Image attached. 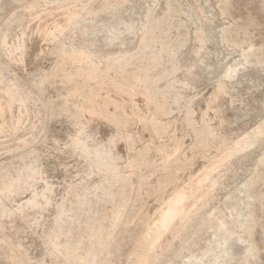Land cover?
<instances>
[{"label":"rangeland","instance_id":"obj_1","mask_svg":"<svg viewBox=\"0 0 264 264\" xmlns=\"http://www.w3.org/2000/svg\"><path fill=\"white\" fill-rule=\"evenodd\" d=\"M109 1L111 3L106 4ZM221 2L125 0L119 4L114 0H0V96L6 86L11 85L16 93L10 107L0 115V192L3 182L22 178L13 183L12 191L17 190L16 193L2 196L3 206L9 212L0 218V264H22L19 259L8 256L11 251L20 256L24 264H70L63 246L65 241L71 240L72 247L78 249V253L82 252L80 248L86 241L77 239L85 231L83 219L86 215H90L89 222L99 221L101 226L108 227L106 220L100 222L97 213L96 206L100 201L91 200L100 194L97 187L103 180V173L97 170L93 160L99 155L102 162L107 163L106 157L102 158L106 148L115 153L117 162L123 165L117 163L118 167L123 168L128 153L139 149L143 143V146L150 145L148 152L152 154L148 153L149 158L159 162L161 155L153 149L160 142L170 148L172 138H176L182 154L192 160L190 166L178 172L177 181L188 187L189 177L215 155L216 149L212 145L201 150L194 145V135L183 122L187 108L191 110L196 127L207 124L213 128L215 140L243 139L257 125L264 123V0H228L225 13L220 12ZM102 5L105 7L95 15L93 12ZM69 9H78L80 16L68 21L66 13ZM155 20L158 21L156 25L152 24ZM56 27L60 32L50 34ZM222 29L227 30L229 41L223 40ZM147 32H152L155 39H151L147 50L140 51L143 47L138 42ZM197 32H201L200 47ZM59 40L73 48L82 45L98 67H105L107 60L118 56L120 63L126 65L129 60L128 69L137 71L141 65L138 56H156L157 63L149 66V73L158 79L157 88L153 90L154 101L167 109L159 115L161 122L167 123L166 131L154 138L143 123L132 120L125 127L131 139L136 135L134 140L130 139L131 144L130 141L125 144L119 137L116 138L119 142L107 143L105 140L115 135L114 126L87 112L79 115L81 124L73 116L74 109L89 106L93 110L96 101L104 95L120 98L126 107L128 94L110 82L114 77L110 71L103 82L90 81L92 86L98 84L99 91L92 104H88L83 95H68L69 84L62 78L64 72L72 70L73 63L55 53ZM245 51L246 56L242 54ZM57 62H63V65L41 84L40 77L52 71ZM171 63L175 64L172 70ZM80 64L85 66L89 62L85 59ZM229 66L235 72L225 76ZM219 84L223 90L210 101ZM136 86L141 88V85ZM22 97H26L25 102H21ZM133 99L141 113H150L140 92L135 93ZM128 107L126 113H129ZM136 138L141 142L138 143ZM98 142L107 146L96 151ZM248 142L245 150L218 170L221 171L217 172L218 183L211 188V198L202 209L209 218L200 224L206 222V225L200 229L191 226L187 230L184 242H188L183 244L181 251L177 240L166 232L162 246L169 243L173 249L162 247L157 250L155 264H196L197 257H204V264H218L228 252L233 254L230 264H242L245 247H249L248 264H264V178L250 182L258 159H264V132ZM29 169L35 171V176L24 180L32 175ZM142 174L147 176L152 190H141V199L131 206L118 234L111 236L110 241L115 240L116 247L113 264H131L128 255L134 249L146 218L154 217L155 207L163 205L161 196L171 193L174 185L168 184L166 189L169 191L164 189L159 196L153 186L157 171L145 169ZM130 180L131 185L127 184L124 190L130 186L135 189V173H131ZM245 183L247 190L240 191ZM75 191L84 203L71 208ZM34 193L38 205H25ZM110 198L102 200L106 210L118 200V196L114 202ZM216 211L218 217L214 216ZM248 213L255 222L250 230L240 224ZM223 222L231 228L232 238L227 237L221 245L216 242L210 253L214 232ZM59 228L61 234L58 235ZM58 242L59 247H56ZM107 257V251L102 250L95 261H105Z\"/></svg>","mask_w":264,"mask_h":264},{"label":"bare ground","instance_id":"obj_2","mask_svg":"<svg viewBox=\"0 0 264 264\" xmlns=\"http://www.w3.org/2000/svg\"><path fill=\"white\" fill-rule=\"evenodd\" d=\"M67 1L79 2L80 0H67ZM123 2H125V0H114V3L120 4ZM227 2L228 0H222L220 4L222 5L220 7L221 13H225L227 9ZM109 3H111V1H109L106 4ZM104 7L105 5H102L101 8L94 11L93 13L95 15L99 14L100 10H102ZM79 16L80 14L78 9H69L66 13V17L68 21L77 18ZM15 17L16 16L12 17L11 19ZM152 24L156 25L158 24V21L155 20L152 22ZM56 31L60 32L59 27H56L54 33L50 32V34L55 35ZM222 34H223L222 37L223 40L226 41L230 40L227 35L226 29H222ZM200 35L201 32H197V41L199 43V47L202 44V38L200 37ZM151 39L152 40L155 39V37L152 36V32L143 33L140 41L138 42L139 43L138 45L143 47L140 51H144V49L147 50L149 48ZM162 47L163 45H161V48ZM55 49H56L55 51L56 54L58 53L61 57L67 58L73 63L72 70H68L67 72H64L62 78L63 82L69 84L68 95H83L85 97V101L88 104H92L93 102H95V98L99 95V91L97 89L98 84L94 83V85L92 86L90 81L94 80L96 82L99 81L103 82L104 79L109 75L110 71L114 73V77L110 78V82L118 90L128 94L127 104L129 107L127 106V104L126 107L130 109L129 113L125 112V108H126L125 103L122 100H120V98L116 99L113 98V96L110 97L104 95L98 101H96L95 109L93 110H90L89 106L73 110V116L76 119H78L81 124L82 122L79 119V115L81 114V112H87L90 113V116L93 117L95 116L97 119L102 120V122H104L105 124L112 125V127L114 126L113 128H115L116 132L114 133V131H112V133H114L115 135L111 137L109 136L110 138H108V140H105L107 143L119 142L116 140V138L119 137V139L122 138L125 140L126 142L125 144H127V142L129 141L131 144V140L132 139L134 140L136 135H134L135 137L131 139V136L129 135L130 133L125 131V127L132 120H136L143 123L144 127L151 132L154 138L166 131L167 127L165 124L167 123L161 122L162 119H160L159 115L165 113L167 109L165 108L164 105L155 103L154 101L155 95L153 90L155 91V88H157L156 82L158 79L156 78L154 79L153 76H151L149 73V66L157 63L158 59L156 58V56H143V55H141L140 57L138 56L137 60L141 63L139 67L140 69H138L137 71H133V70H129L127 67L130 64L129 60L126 61V65H124L123 63H120V59L118 56H115L114 58L107 60L105 67H98L94 63V61L91 60L92 56L87 52V50L83 49L82 45L73 48L67 45L66 43H64L63 40H59ZM242 54L246 56L247 51L243 52ZM153 57L156 58V61H152ZM85 59L88 60L89 64L85 66L81 65L80 62ZM62 65L63 62H57L55 68L52 71L45 73L40 77V83L42 84L47 80H49L51 76L56 74L57 69ZM170 67L172 70L175 67V64L171 63ZM234 72L235 69L232 66H229L225 71V76H231ZM118 77H120V79ZM136 85H141V88L138 89L139 87H137ZM222 90H223V86L221 84L217 85L213 95L210 96V101L211 99L212 100L216 99V96ZM137 92H140L142 96V100H144V102L146 103V107H150L151 109L148 115H145L142 110L141 111L143 113H141L135 106V99H133V95ZM14 95H16V93L13 89V86L12 85L9 87L6 86L4 92L0 96V115L5 109H8L12 104V102L15 100ZM176 97L177 96L175 95L173 96L175 100L177 99ZM139 99L140 98H138V100ZM20 100L21 102H25L26 97H22ZM183 122L192 131L193 133L192 135H194V139H195L194 141L195 146H199L201 150L202 149L204 150L207 147L213 145L215 146L216 149L215 155L209 157L204 162L200 170H198L195 174L192 172L193 176H190L188 179L189 181L188 187H185L182 183L178 182L177 180L179 178L178 172L181 169H185L188 166H190L191 157L188 158L182 154L180 142L176 138H172V145H170L171 146L170 148H168L169 146L166 147L163 142L162 143L164 145L160 144L161 142L160 143L157 142L158 145H156L157 143L155 142L156 149L153 150H156L161 155V156L159 155L160 156V161L158 160L159 162L154 161L155 159H152V157L151 159L149 158L150 155L148 156V153H151V151L148 152L150 145L147 146L148 145L147 144L146 146H143L144 145L143 140H142L143 147L139 145V147L141 146L140 148L138 147L139 149L135 147L137 150L134 151L132 150L131 152L128 153V157H127L128 160L126 161V164L123 168L118 167V165L121 164V162H117L116 157L114 155L115 153L110 151L109 148H106L107 151H103V156H102V158L106 157L104 159L108 161L107 163L102 162L101 156L99 155L94 158L93 162L95 163L97 170L103 173L102 174L103 180L100 181L97 187L100 190V194L96 195V197L91 200L100 201V204L96 206L98 211L97 213H99L100 216L99 217L100 222L106 220L109 225L108 227H105L104 225L101 226L99 221L93 223L89 222L90 215H86V217L83 219L85 223V231L82 234V236L77 239L79 240L80 238H84L86 241L85 244L80 248L82 252L78 253L77 252L78 249L72 247L73 242H71V240L65 241V244L63 246L66 259L70 264H111V263L113 264L114 263L113 256L116 247L114 246L115 240L110 241L111 236H115L116 234H118L119 227L121 226V224H123L122 222L125 221L124 219L128 217V213L131 211V206H133L136 201L141 199V190L145 189L147 190V192L148 190H152L151 189L152 185H149L150 181L148 182L147 176L142 174L143 170L145 169L152 168L153 170L157 171L156 182L155 183L153 182L154 179L153 181L152 180L151 181L153 182V184H155L153 186H155L154 189L156 191L155 190L154 191L157 192L159 196L163 193L162 191L166 189V186L168 184L170 185L174 184V185L173 187H171L172 188L171 193H169L165 197H163L164 195L161 196V199L164 200L163 205L158 208L157 206L155 207L156 212L154 214V217L150 218L149 216L146 218L143 230L136 241L134 249L132 248V251L129 252L128 255V259L131 264H155L157 258L156 257L157 250H159L162 247L170 250L172 247V244L169 243L165 244V246L164 245L162 246V242H163L162 239L166 232H169L172 238L177 240L176 241L178 242L177 245L180 246L179 251H181L183 248V244H185V242H188V241L184 242L185 240L184 235L187 232V230L191 226L195 228L198 227V229H200L202 226L206 225V222L200 224V222L205 220L207 221L209 218V215L202 212V209L208 204V201L211 198L212 195L210 194L211 188L218 183V177H217L218 170L230 158L237 155L238 152L241 153L243 150H245L244 147L251 138H254L258 136L260 133L264 132V123L261 125H257L253 129V131L248 135L246 134L247 136H245L243 139H236L233 142H227L225 139L222 138L219 140H215L214 130L213 128H210L207 124H203L202 127L200 128L196 127L194 125V121L191 116V110L189 108H187L185 111ZM1 130L2 127H0V131ZM129 131L131 132V130ZM133 132L132 134H135ZM112 133L110 135H112ZM147 137L148 136H146V138ZM136 139L138 142V138ZM124 140H122V144ZM148 140L152 141V139L150 140V138ZM105 146L107 145L98 142V145L97 147L95 146V149L96 151H99L104 149ZM124 146L125 145H123V148H125ZM130 147H132V145H130ZM126 150L127 149H125V152ZM263 165H264V159L260 157L255 165V169L253 170L255 174L250 178V182L259 181L264 178ZM121 166L123 165L121 164ZM31 172L32 175L24 178V180H27L29 178L31 179L34 178L35 171L31 170ZM148 172L153 173L152 170H148ZM131 173L132 174L135 173L136 175V181H135L136 187L135 189H131L130 186L128 189L124 190V187L127 184L131 185L130 184L132 182L130 180ZM21 179H22L21 177H17L16 179H8L6 182H3L4 185L0 192V218L5 216L9 212L3 206L2 196L8 197L11 193H16L17 190L12 191V188L14 186L13 183L16 181H21ZM117 184L119 185L120 188H118ZM166 190L169 191V189ZM243 190H247V183L244 184L242 190L240 189V191ZM109 196H111L110 200H112L113 202L116 196H118V200L113 203L110 210H106L103 208L104 203L102 200L107 199ZM142 196L144 197V195ZM83 203L84 201L79 198L78 194L75 191L74 202L71 208L80 207ZM25 205H30V206L38 205L37 194L34 193L32 197H30L26 201ZM21 207L22 206H20L19 208ZM83 211L86 210L83 209ZM218 215L219 214L216 211L214 216L218 217ZM247 217H248V222H247ZM70 224L71 222H69V225ZM240 224L246 225L244 226L245 229H249V230L252 229L253 226L255 225L252 214L248 213L245 219L240 220ZM229 229L231 230L228 223L223 222L221 226L214 232V240H213V245L210 248V253L213 251L216 242L220 243L221 245L224 241H227V237L232 238V232ZM60 231L61 230L59 228L58 235L61 234ZM189 233L191 234V232ZM78 244H81V241H79ZM55 246L59 247V242L55 244ZM102 250L107 251L108 254L107 259L105 261H95L96 255ZM169 250L168 252H170ZM226 251H228V249ZM248 251H249V247L247 248L245 247V252L241 255L242 264H248V260H247ZM232 255L233 254L231 252H228L224 260L218 261V264H230L229 260L231 259ZM8 256L10 258H17L22 264H24L22 258L14 254L13 251H11V253L8 254ZM161 256L163 257V255ZM213 257H218V256H216V254H213ZM203 258L204 257H197L195 259L196 264H204L206 260L203 261Z\"/></svg>","mask_w":264,"mask_h":264}]
</instances>
